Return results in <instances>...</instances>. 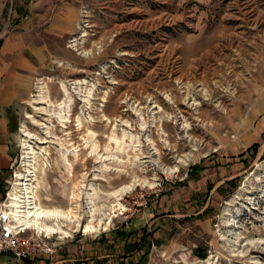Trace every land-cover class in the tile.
<instances>
[{
  "label": "rangeland",
  "instance_id": "1",
  "mask_svg": "<svg viewBox=\"0 0 264 264\" xmlns=\"http://www.w3.org/2000/svg\"><path fill=\"white\" fill-rule=\"evenodd\" d=\"M42 1L59 5L54 27L15 28ZM69 1L0 0V46L23 37L50 51L10 112L18 156L0 209L26 186L80 227L43 218L69 233L23 236L60 251L130 244L86 264H264V0ZM140 187L156 193L128 221L122 198ZM105 213L107 231L83 233Z\"/></svg>",
  "mask_w": 264,
  "mask_h": 264
},
{
  "label": "crops",
  "instance_id": "2",
  "mask_svg": "<svg viewBox=\"0 0 264 264\" xmlns=\"http://www.w3.org/2000/svg\"><path fill=\"white\" fill-rule=\"evenodd\" d=\"M58 1L67 11L74 3L69 0ZM44 3L42 1L33 5L31 15L18 21L15 28L28 32V29L54 27V23L61 18L58 10L59 5H55V3L53 7H45ZM65 9H63V13ZM63 21L67 26L70 25L68 24L70 23L69 18L67 20L64 18ZM46 44V41L43 40L26 41L23 37H14L0 46V55H2V59L0 57V202L4 198L9 174L14 168L15 158L18 156L14 144L17 125L10 112L18 106V103H23L28 98L31 91L32 73H36V70L40 72L44 68V63L48 59L47 52H50ZM38 78L40 80L41 75H38ZM1 211L2 208L0 209V229ZM141 219H145V216ZM107 239L95 238L90 243L80 241L78 246L70 240L63 250H56L55 246L51 255L39 257L43 258L41 261L26 260L24 264H81L80 262L86 264L102 258H114V252H118L125 245H123L124 243L114 244V240ZM109 239H112V236ZM125 243V247L130 245L129 242ZM104 253L107 254L104 255ZM11 259L9 254L0 255V264L11 262Z\"/></svg>",
  "mask_w": 264,
  "mask_h": 264
},
{
  "label": "bare ground",
  "instance_id": "3",
  "mask_svg": "<svg viewBox=\"0 0 264 264\" xmlns=\"http://www.w3.org/2000/svg\"><path fill=\"white\" fill-rule=\"evenodd\" d=\"M62 105H64V104H62ZM65 106H66V113L65 114L63 113V112H65V110L58 113V115L60 116V120H61L60 122L62 124L65 123L67 120H69L68 119L69 118L68 109L70 106L68 104H66ZM122 141H123V139L118 140V139H114V137H110V142H113V143L115 142V144L117 146ZM26 156H27V154H26ZM27 172H28V170H27ZM19 176H20V174H19ZM140 180L142 181V179H140ZM147 181L146 180L144 181V179H143V184L152 185L151 182H149V181L147 182ZM130 187H131V185L130 186L128 185L127 189H129ZM127 189H126V191H127ZM29 194H30L29 189L26 186H24V188H22L21 195H19V193L16 194L13 191L9 193V199L6 202V204L4 205L6 209L3 208L1 211V214L5 215V217L7 219H11V222L13 221L15 224H7V226H14V228L21 229V230L32 228V229L38 231L40 234L42 233L45 235L59 234L62 237V235L68 234L69 231L62 228V226L55 224V223L48 224L47 222H45L46 221L45 219H44L45 221L42 219L43 218L52 219V218L59 217V219L63 218L64 220H66V222L72 224V223L77 222V219H76L77 216L72 214V211H70V210L64 211V210L55 209V208L54 209H46V208L40 207L38 205H33V203H32L33 197L31 198ZM21 203L25 204L24 207L21 206ZM114 203H116V202H114ZM105 207H107V206H105ZM102 208L104 209V207H102ZM110 210H111V208H110ZM90 213H91V215L93 214L92 211H90ZM102 213H103V211H102ZM105 216H106V218H100V219L95 218L96 220L95 219L89 220L84 226L81 227V229L83 230V233L94 235V234L101 233V231H107L111 225L112 218L115 216H112V214H106ZM49 219H48V221H49ZM57 222H59V221H57ZM75 227L79 228L80 224L77 222Z\"/></svg>",
  "mask_w": 264,
  "mask_h": 264
},
{
  "label": "built area",
  "instance_id": "4",
  "mask_svg": "<svg viewBox=\"0 0 264 264\" xmlns=\"http://www.w3.org/2000/svg\"><path fill=\"white\" fill-rule=\"evenodd\" d=\"M155 193L154 188L140 187L125 194L122 198L125 212L121 213V216L128 221L142 216L149 210ZM7 224H10V220L2 215L0 253L11 255L14 264H24L26 260H34L40 256L52 254L53 248L46 241L32 236H23V230L16 229L14 226H7Z\"/></svg>",
  "mask_w": 264,
  "mask_h": 264
},
{
  "label": "trees",
  "instance_id": "5",
  "mask_svg": "<svg viewBox=\"0 0 264 264\" xmlns=\"http://www.w3.org/2000/svg\"><path fill=\"white\" fill-rule=\"evenodd\" d=\"M253 149H256V147L255 148H250L248 151H252ZM25 264H28V263H25Z\"/></svg>",
  "mask_w": 264,
  "mask_h": 264
}]
</instances>
